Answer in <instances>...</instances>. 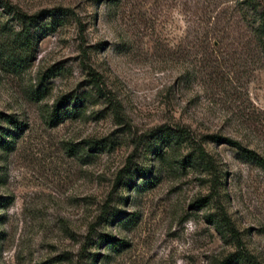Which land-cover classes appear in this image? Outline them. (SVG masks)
<instances>
[{
    "label": "rangeland",
    "instance_id": "obj_1",
    "mask_svg": "<svg viewBox=\"0 0 264 264\" xmlns=\"http://www.w3.org/2000/svg\"><path fill=\"white\" fill-rule=\"evenodd\" d=\"M3 1L68 16L26 49L0 8V264H264V0Z\"/></svg>",
    "mask_w": 264,
    "mask_h": 264
},
{
    "label": "trees",
    "instance_id": "obj_2",
    "mask_svg": "<svg viewBox=\"0 0 264 264\" xmlns=\"http://www.w3.org/2000/svg\"><path fill=\"white\" fill-rule=\"evenodd\" d=\"M247 3H249V7L251 10L258 14L260 7L262 6L260 3V0H249ZM0 8L4 9L9 14H12L14 19L18 22L21 29L20 31L14 36L13 43L19 42L22 46H24L26 49L30 48L33 44V41L36 38H40L42 36L47 35L48 33L55 32L56 28L60 26L61 21L59 22V19H56V17H67L68 16V9L64 8H55L49 11H43L41 12L40 16L46 15L47 17L51 18V21L48 23H44L35 33H31V28L36 26L37 24V18L38 16H29L26 13H23L20 10H17L15 7L10 5L7 2H4L3 0H0ZM260 15V14H259ZM214 33V32H213ZM251 39L254 44V51L257 50L258 54H262V63L261 66L264 68V17L259 16V18L254 21L253 25H251ZM210 53H205L207 56L206 65L207 67H213L212 65H215L218 63L217 58L218 54L216 52L215 47L213 44L210 46H205V50L209 51ZM215 69V68H214ZM209 77L212 80H216V82H221L220 73L218 70H212V72L209 74ZM40 85L38 89L35 91V94H38L37 97L41 98L44 96V90L42 91ZM73 107L76 109L78 107L77 102L74 101L71 105V101L66 99V97H61L56 104L54 105L52 112L49 117V122L51 125L59 124L62 121V113L67 110L68 107ZM166 131L169 133L167 134V137L165 138L166 142L168 143V146L171 145H177L179 138L182 136L180 135V131H171V129L166 128ZM230 142V141H229ZM231 143V142H230ZM234 144V146L240 148V145H237V143H231ZM101 149L98 148V143H91L90 145V152H98ZM240 152L245 156L246 160L250 162L251 164L255 165L256 167L262 169L264 171V158L257 155L255 152L246 150V149H239ZM182 165H185V161H181ZM142 178L148 179L149 173L143 172L140 174ZM112 241H115L111 239ZM127 246V243L124 241H121L120 244L117 246V249H125ZM260 264L256 260L252 259L249 254L240 253L239 254H232L227 259L222 261L219 264Z\"/></svg>",
    "mask_w": 264,
    "mask_h": 264
}]
</instances>
